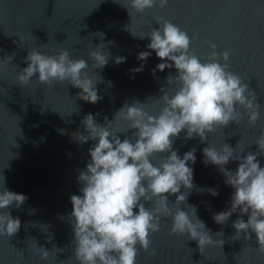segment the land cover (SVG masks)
Segmentation results:
<instances>
[{"label": "water", "instance_id": "water-1", "mask_svg": "<svg viewBox=\"0 0 264 264\" xmlns=\"http://www.w3.org/2000/svg\"><path fill=\"white\" fill-rule=\"evenodd\" d=\"M115 2L0 0V174L9 191L28 197L19 209L15 205L11 207V215L19 217L21 228L10 239L0 237V264H61L62 261L75 264L69 259L73 255V232L68 220L72 211L70 196L79 195L81 185L77 177L86 167L90 159L88 150L95 142L79 145L70 138L71 134L84 131L81 121L89 113L102 124L104 117L111 121L126 102L143 103L146 97L158 98L161 87L167 90L165 78L176 74L174 68L153 73L162 61L146 47L150 43L147 37L134 38L129 31L147 35L159 27L156 21L162 18L176 24L190 37L194 36L190 51L202 58L210 54L207 45L201 43L203 40L215 43L217 52L230 49L231 70L256 95L261 115L254 127L247 125L245 117L240 126L230 124L209 136V142L217 147L226 143L235 148L240 140L234 155L239 154L241 148H245V154L258 150L254 143L264 128V0H168L164 9L153 7L143 14L133 13L132 18L120 5L127 0ZM96 33L103 34V41ZM102 42L107 45L103 51L110 52L111 58L103 69L94 70L104 81L96 85L101 99L94 105L74 99L79 89L70 84L57 83L49 87L38 83L37 77L23 87L17 83L19 70L27 66L23 60L29 50L56 55L63 49L72 59L87 60L88 53ZM145 51L150 52V56L146 62L139 61L138 54ZM12 54L15 58L9 64L4 58ZM116 57H124L125 62L115 64ZM141 65L142 71L130 72ZM60 129L65 133L60 134ZM131 134L129 130L127 135ZM118 135L121 140L125 138L123 134ZM184 135L180 133L173 149L181 157L196 150L195 163L190 165L194 186L218 193L213 197L207 191L198 193L194 188L187 204L197 207L198 218L211 233L223 231V236L214 237L224 240L223 247L209 246L200 254L196 242L187 240L186 235L170 236L171 220L165 219L161 221V231L150 237L149 251H141L136 264H264V256L255 250L254 234L249 233L248 241L243 235L241 239H231L235 234L231 224L238 218L239 211L224 225L213 221L214 214L230 206L234 189L224 183L223 174L216 166L202 162V149L207 142L201 143L198 138L185 142ZM161 158L154 157L153 163L158 164ZM258 159L264 167V156ZM237 166L230 162L225 168L234 171ZM169 201L175 202V196H169ZM180 207L186 210L185 205ZM172 210L174 212L175 208ZM241 218L247 221L248 217ZM43 225L48 226L47 231ZM49 235L53 239L46 243ZM33 239L38 247L51 251L55 245L64 251L41 261L31 255L29 246L33 245ZM153 249L155 256L150 255ZM20 253L23 259L18 261Z\"/></svg>", "mask_w": 264, "mask_h": 264}, {"label": "clouds", "instance_id": "clouds-1", "mask_svg": "<svg viewBox=\"0 0 264 264\" xmlns=\"http://www.w3.org/2000/svg\"><path fill=\"white\" fill-rule=\"evenodd\" d=\"M120 5L132 18L133 13L143 14L153 7L164 9L168 0H127ZM156 23L159 27L147 35L129 32L134 38L150 40L146 47L162 61L153 73L175 69V75L169 74L165 78L167 90L165 86L161 87L158 98L149 96L143 103L126 102L111 121L104 117L102 124L89 113L81 121L84 131L71 134L70 138L79 145L88 141L95 143L88 150L90 159L86 167L77 177L81 185L79 195L70 196L72 211L68 220L73 232V255L69 259L75 264H136L139 253L149 251L150 237L161 231V221L165 219L171 220L168 234L186 235L187 240L196 242L200 254L209 246L222 249L224 240L214 237L223 236V231L211 233L198 218L197 207L187 204L188 195L194 188L198 193L207 191L213 197L218 193L214 189L194 186L190 165L195 163L196 150L181 157L173 149L181 132L185 133V142L194 138L201 143L207 142L202 149V162L216 166L223 174L224 183L234 189L230 206L226 211L214 214L213 221L224 225L239 211L238 218L231 224L235 231L231 239L238 240L243 235L248 241L249 233L254 234L255 250L264 256V167L258 159L264 156V128L255 140L256 152L245 154V148H241V152L234 155L240 140L235 148L226 143L217 147L209 142V136L230 124L240 126L245 117L247 125L254 127L260 119L261 105L247 83L231 70L230 49L217 52L215 43L203 40L201 43L207 45L210 54L202 58L190 51L194 36L190 37L176 24L162 18ZM96 34L103 41V34ZM105 46L103 42L97 45L88 53L87 60L72 59L63 49L56 55L29 50L23 60L27 66L19 70L17 83L23 87L37 77L38 83L49 87L57 83L70 84L79 89L74 99L94 105L101 99L96 85L104 82L94 70L103 69L111 58L110 52L103 51ZM149 56L148 51L140 52L137 59L146 62ZM14 58L15 54H12L4 60L10 64ZM124 62V57L114 59L117 65ZM142 68L143 65L130 72L138 73ZM150 100L151 104L148 103ZM129 130H132L131 136L127 135ZM58 131L65 133L64 129ZM118 134L125 138L121 140ZM156 156L162 157L158 164L153 163ZM230 162L238 165L234 171L225 168ZM169 196H175V202H170ZM27 199L23 194L9 191L2 175L0 237L10 239L19 232L21 221L11 215V207L15 205L19 209ZM181 205H185L186 210ZM245 215L247 221L241 218ZM43 226L47 231L48 226ZM52 239L49 235L46 243ZM33 241L29 246L31 255L41 261L64 251L55 245L49 251ZM150 255L155 256L156 250L153 249ZM17 259H23V253Z\"/></svg>", "mask_w": 264, "mask_h": 264}]
</instances>
